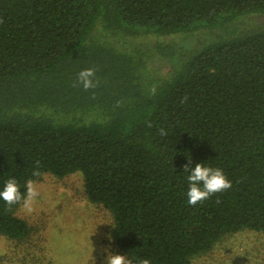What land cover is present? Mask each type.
<instances>
[{"label": "trees", "instance_id": "1", "mask_svg": "<svg viewBox=\"0 0 264 264\" xmlns=\"http://www.w3.org/2000/svg\"><path fill=\"white\" fill-rule=\"evenodd\" d=\"M84 68L96 87L77 83ZM197 162L232 186L192 206ZM76 172L118 251L151 264L264 234V0H0V188ZM19 205L0 199L15 242L32 233Z\"/></svg>", "mask_w": 264, "mask_h": 264}, {"label": "rangeland", "instance_id": "2", "mask_svg": "<svg viewBox=\"0 0 264 264\" xmlns=\"http://www.w3.org/2000/svg\"><path fill=\"white\" fill-rule=\"evenodd\" d=\"M249 16L239 18V23ZM207 31L185 36L191 43L202 42L210 35ZM33 182L39 195L32 211L22 204L15 211L31 226L32 233L20 242L0 236V264H104L105 246L121 254L113 239H108L112 224L109 212L87 201L79 173L62 178L45 173ZM189 264H264V234L244 229L225 235Z\"/></svg>", "mask_w": 264, "mask_h": 264}, {"label": "clouds", "instance_id": "3", "mask_svg": "<svg viewBox=\"0 0 264 264\" xmlns=\"http://www.w3.org/2000/svg\"><path fill=\"white\" fill-rule=\"evenodd\" d=\"M95 70L93 68L82 69L77 76V83L82 85L83 89L88 90L96 87L98 81L93 78ZM154 91V90H153ZM187 97L181 99L184 103ZM148 127H152L151 121ZM161 136L167 135L164 129H160ZM37 167L33 170V175H39V161L35 162ZM183 171L188 173V189L186 191L187 203L192 206L202 203L216 193H222L231 188L232 182L226 177L222 169L218 167L206 166L197 162L194 166L185 164ZM25 192L20 191V186L14 177L8 178L3 187L0 188V199L9 207L22 204L28 211H32V204L39 195L38 189L32 180L25 182ZM217 203L219 199L217 198ZM108 239L111 240L110 234ZM102 251L105 253L104 264H151L149 258L129 256L127 254H118L110 250V246H105Z\"/></svg>", "mask_w": 264, "mask_h": 264}]
</instances>
